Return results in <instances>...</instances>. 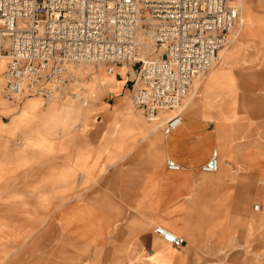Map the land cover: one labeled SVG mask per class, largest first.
I'll use <instances>...</instances> for the list:
<instances>
[{
	"label": "crops",
	"instance_id": "crops-1",
	"mask_svg": "<svg viewBox=\"0 0 264 264\" xmlns=\"http://www.w3.org/2000/svg\"><path fill=\"white\" fill-rule=\"evenodd\" d=\"M239 4L242 34L246 36L256 31L257 23L253 10L245 5L247 12L252 11L249 20ZM239 44L240 40L227 54L225 65L210 75L206 84L194 89V97L182 107L181 125L169 136L164 135L163 125L141 126L150 134L148 140L142 141L125 162L96 176L92 192L78 207L77 221H71L70 216L68 222L73 233L68 232L66 240L76 239L81 250H90L88 255L82 251L78 264L116 261L114 246L120 244L128 251L121 259L144 264L205 259V248L236 252L237 247L245 245L248 229L262 227L264 44L260 46V69L253 75H242L244 70L229 66L238 61L233 55ZM121 88L114 85L111 92L120 93ZM31 108L42 115L36 104ZM114 110L128 108L118 103ZM215 150L219 153L218 172H201L200 167ZM169 159L183 169L169 170ZM157 226L184 238V247L168 248L155 233ZM56 233L52 221L39 238L49 241Z\"/></svg>",
	"mask_w": 264,
	"mask_h": 264
},
{
	"label": "rangeland",
	"instance_id": "rangeland-1",
	"mask_svg": "<svg viewBox=\"0 0 264 264\" xmlns=\"http://www.w3.org/2000/svg\"><path fill=\"white\" fill-rule=\"evenodd\" d=\"M237 1L249 20L252 11L246 8L253 10L255 32L263 33L245 36L242 28L237 39L232 37L235 41L225 54L240 40L233 55L238 61L229 66L244 70L242 75H253L260 69V46L264 44V0ZM142 39L139 58H155V48L146 37ZM0 65V264H78L82 251L88 255L90 250H81L76 239L66 240L68 232L73 233L68 228L70 216L71 221H77L78 207L85 204L97 175L125 162L142 141L148 140L150 134L144 133L141 126L158 125L173 113H161L156 121L148 122L134 104L133 85L139 64L136 68L117 65L112 74L104 66L75 64L70 67L74 78L67 89L49 102L33 95L8 101L2 94L5 63ZM224 65L221 56L208 77L194 84L181 107L194 97L196 87L206 84L210 75ZM114 85H121L120 93L111 92ZM118 103L128 111L114 110ZM31 104L42 110L41 116ZM52 106L57 108L51 111ZM70 108L82 110L71 112ZM52 221L56 235L49 241L39 238ZM262 223L258 229H248L245 245L237 247L236 252L207 247L202 251L205 259L176 264H264V215ZM114 248L118 259L106 264L145 263L121 259L128 253L122 244Z\"/></svg>",
	"mask_w": 264,
	"mask_h": 264
},
{
	"label": "built area",
	"instance_id": "built-area-1",
	"mask_svg": "<svg viewBox=\"0 0 264 264\" xmlns=\"http://www.w3.org/2000/svg\"><path fill=\"white\" fill-rule=\"evenodd\" d=\"M238 21L234 0H0L2 94L49 102L67 89L75 64L104 66L109 74L139 64L133 102L148 122L173 113L163 125L169 136L183 123L180 108L193 83L218 63ZM142 34L155 46L153 59L139 58ZM167 167L183 169L170 159ZM219 167L215 150L200 171ZM155 233L174 248L185 245L161 226Z\"/></svg>",
	"mask_w": 264,
	"mask_h": 264
},
{
	"label": "bare ground",
	"instance_id": "bare-ground-1",
	"mask_svg": "<svg viewBox=\"0 0 264 264\" xmlns=\"http://www.w3.org/2000/svg\"><path fill=\"white\" fill-rule=\"evenodd\" d=\"M236 3H237V5H235L236 7H237V9H238V12H239V21H238V25H237V27H236V29H235V31H234V33H233V38L234 39H237L236 37L240 34V32H241V30H242V28H243V22H242V20H241V6H240V4L238 3V1L237 0H234ZM144 34H142L141 35V37H140V47H141V45H142V41H143V36ZM145 38V37H144ZM233 38H232V41H231V44L228 46V47H230L232 44H233V41H235V40H233ZM148 43H149V45L154 49L155 48V46H153V44H151V42L150 41H148ZM225 48V49H222L220 52H219V58L222 56V60L224 61L225 59H226V56H227V54H225V51H227L229 48ZM221 53V54H220ZM3 65V64H2ZM2 65H0V73L2 72V68H3V66ZM209 74V73H208ZM208 74H207V76L206 77H208ZM206 77H204L203 79H205ZM203 79H200V80H196L194 83H193V85H192V87L194 86V84L195 83H197V82H200L201 80H203ZM191 87V88H192ZM191 90V89H190ZM57 98V97H56ZM56 98H54V99H56ZM53 99V100H54ZM182 108V107H181ZM180 112L182 113V109L180 110ZM166 122V118L164 119V122H161V123H158V125L156 124L155 126H162V125H164V123ZM168 231V230H167ZM169 232V231H168Z\"/></svg>",
	"mask_w": 264,
	"mask_h": 264
}]
</instances>
